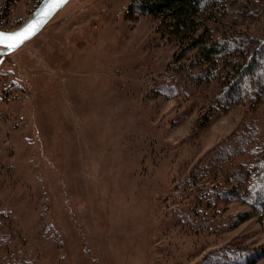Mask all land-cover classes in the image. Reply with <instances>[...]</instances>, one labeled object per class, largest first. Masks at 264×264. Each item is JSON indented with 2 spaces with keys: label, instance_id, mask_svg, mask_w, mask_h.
Returning a JSON list of instances; mask_svg holds the SVG:
<instances>
[{
  "label": "rangeland",
  "instance_id": "374dc122",
  "mask_svg": "<svg viewBox=\"0 0 264 264\" xmlns=\"http://www.w3.org/2000/svg\"><path fill=\"white\" fill-rule=\"evenodd\" d=\"M41 1L0 0V29L20 27ZM240 1H224V23L216 12L206 24L245 46L264 40V0ZM127 10L128 0H71L0 56V204L11 248L32 264H198L215 249L264 248L249 203L213 193L230 186L224 174H191L243 122L254 120L264 141V99L218 111V80L184 76L195 53Z\"/></svg>",
  "mask_w": 264,
  "mask_h": 264
},
{
  "label": "trees",
  "instance_id": "16d2710c",
  "mask_svg": "<svg viewBox=\"0 0 264 264\" xmlns=\"http://www.w3.org/2000/svg\"><path fill=\"white\" fill-rule=\"evenodd\" d=\"M224 1L128 0L127 18L138 20L150 17L157 20L159 32L183 43V53H195L184 76L199 83L218 80V90L213 98L218 111L227 112L244 100H248L254 108L264 99V40L252 39L245 46L232 35L222 39L214 36V29L206 22L216 12H221L224 23V18L228 16ZM239 3L240 0L234 2L235 6ZM262 133L254 120L243 122L226 141L201 158L191 169V174L207 176L206 171L202 172L206 166L220 171L225 176L223 182L230 186L214 189L213 193L226 200L244 199L259 214L264 228ZM251 153V163L234 162L237 157L247 158ZM247 217V214H240L237 221L242 222ZM7 218L0 204V264H32L22 251L11 248L12 235L6 228ZM4 251L7 253L2 256ZM262 258L264 248L231 247L209 251L198 264H256Z\"/></svg>",
  "mask_w": 264,
  "mask_h": 264
},
{
  "label": "water",
  "instance_id": "95a60500",
  "mask_svg": "<svg viewBox=\"0 0 264 264\" xmlns=\"http://www.w3.org/2000/svg\"><path fill=\"white\" fill-rule=\"evenodd\" d=\"M71 0H68L66 4H53L50 2V0H42L36 10L31 14V16L17 29L13 31H6L0 29V32L3 33H23L20 37H5V47L0 48V56L1 58H5V56L12 54L13 52L20 49L23 45H25L27 42L32 40L34 37H36L43 29L48 25V23L54 18V16L62 10ZM31 26V27H29ZM27 29V31H25ZM32 33H35L33 36ZM24 36L31 37L27 42H25L22 46L15 48V47H8L9 45H16L19 43L21 39L24 38ZM1 63V61H0Z\"/></svg>",
  "mask_w": 264,
  "mask_h": 264
},
{
  "label": "snow or ice",
  "instance_id": "6c2138e0",
  "mask_svg": "<svg viewBox=\"0 0 264 264\" xmlns=\"http://www.w3.org/2000/svg\"><path fill=\"white\" fill-rule=\"evenodd\" d=\"M50 2L53 3V4H61V5H63V4H66L68 2V0H50ZM29 27H31V26H29ZM25 31H27V29ZM22 35H23V33H20V32H17V33H7V34L6 33H3V32H0V48L5 47V37L6 36L9 37V38H11V37H20ZM32 35L34 36L35 33H32ZM30 38L31 37H29V36H24V38L21 39L19 41V43H17L14 46L9 45L8 47L18 48V47L22 46L25 42H27V40H29Z\"/></svg>",
  "mask_w": 264,
  "mask_h": 264
},
{
  "label": "bare ground",
  "instance_id": "6f19581e",
  "mask_svg": "<svg viewBox=\"0 0 264 264\" xmlns=\"http://www.w3.org/2000/svg\"><path fill=\"white\" fill-rule=\"evenodd\" d=\"M55 17V16H54ZM41 33V32H40Z\"/></svg>",
  "mask_w": 264,
  "mask_h": 264
}]
</instances>
